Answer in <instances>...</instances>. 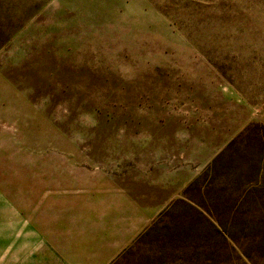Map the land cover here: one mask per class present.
<instances>
[{
  "label": "rangeland",
  "instance_id": "rangeland-1",
  "mask_svg": "<svg viewBox=\"0 0 264 264\" xmlns=\"http://www.w3.org/2000/svg\"><path fill=\"white\" fill-rule=\"evenodd\" d=\"M24 233L264 264V0H0V247Z\"/></svg>",
  "mask_w": 264,
  "mask_h": 264
},
{
  "label": "crops",
  "instance_id": "crops-1",
  "mask_svg": "<svg viewBox=\"0 0 264 264\" xmlns=\"http://www.w3.org/2000/svg\"><path fill=\"white\" fill-rule=\"evenodd\" d=\"M20 235H23V238H20L18 242H15L16 237H13L12 234L6 235L7 237L0 247V264H107L116 249V243H111L102 249H98L93 256L91 253L85 256L82 250H80L82 254L76 253L75 255L66 251V244L61 245V251L58 249V245L44 244L38 239L39 235L37 234L24 233ZM14 236L19 235L15 234ZM120 237L116 240H110L116 242L123 239ZM70 242L69 248H74V244ZM87 246L90 250V245ZM82 247L84 249V246Z\"/></svg>",
  "mask_w": 264,
  "mask_h": 264
}]
</instances>
